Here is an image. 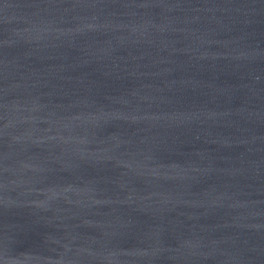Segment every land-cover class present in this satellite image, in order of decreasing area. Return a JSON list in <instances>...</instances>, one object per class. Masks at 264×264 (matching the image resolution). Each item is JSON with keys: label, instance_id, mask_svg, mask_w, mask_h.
<instances>
[{"label": "water", "instance_id": "water-1", "mask_svg": "<svg viewBox=\"0 0 264 264\" xmlns=\"http://www.w3.org/2000/svg\"><path fill=\"white\" fill-rule=\"evenodd\" d=\"M0 264H264V0H0Z\"/></svg>", "mask_w": 264, "mask_h": 264}]
</instances>
